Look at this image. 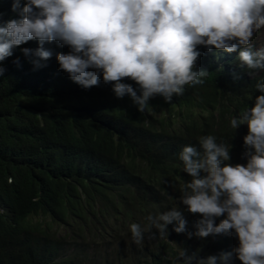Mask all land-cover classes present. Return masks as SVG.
<instances>
[{"label":"trees","instance_id":"1","mask_svg":"<svg viewBox=\"0 0 264 264\" xmlns=\"http://www.w3.org/2000/svg\"><path fill=\"white\" fill-rule=\"evenodd\" d=\"M12 3L0 0V20L18 16ZM37 43L27 41L0 62V264H176L181 247L206 256L236 246L232 235L188 238L171 224L168 234L146 232L136 244L129 225L186 207L180 184L191 177L178 153L199 136L231 143L230 162H246L248 126L234 130L230 118L254 103L264 70L253 77L240 67L238 50L200 45L204 83L185 86L171 102L157 95L140 112L102 77L90 88L74 82L56 56L69 49L55 41L46 44L53 50L46 66L34 69L20 48ZM184 215L191 229L199 214Z\"/></svg>","mask_w":264,"mask_h":264},{"label":"clouds","instance_id":"2","mask_svg":"<svg viewBox=\"0 0 264 264\" xmlns=\"http://www.w3.org/2000/svg\"><path fill=\"white\" fill-rule=\"evenodd\" d=\"M22 1L12 3L17 17L0 20V62L35 39V48L20 51L34 69L45 67L53 55L46 44L55 41L69 49L56 56L59 69L74 82L90 88L102 77L116 97L128 95L140 112L157 95L171 102L185 86L204 83L208 70L197 66L200 45L209 51L238 50L240 67L253 77L264 70V0ZM253 36H262L254 39L255 47ZM13 62L21 66L19 57ZM5 70L0 63V76ZM254 88L260 93L254 103L230 118L234 130L248 126L246 162L231 163V143L214 134L184 145L178 156L191 179L180 184L179 202L186 207L149 213L143 225L131 223L133 242L140 244L146 232L164 236L171 224L188 238L227 234L238 240L230 251L206 256L200 248L189 253L181 247L176 264H233L235 258L264 264V78ZM185 211L199 214L191 229ZM217 217H222L218 223Z\"/></svg>","mask_w":264,"mask_h":264},{"label":"rangeland","instance_id":"3","mask_svg":"<svg viewBox=\"0 0 264 264\" xmlns=\"http://www.w3.org/2000/svg\"><path fill=\"white\" fill-rule=\"evenodd\" d=\"M263 34H264V33H263ZM262 36H263V35H262ZM262 36H261V37H262ZM261 37H260L259 39H261ZM63 231H64V230H63ZM64 232H65V231H64ZM65 233H66V232H65ZM106 254H107V252H103V256H105ZM234 257H235V256H234ZM234 257H233V258H234Z\"/></svg>","mask_w":264,"mask_h":264}]
</instances>
